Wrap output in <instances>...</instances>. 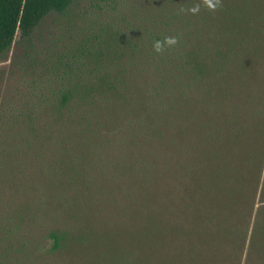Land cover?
<instances>
[{
  "label": "trees",
  "instance_id": "obj_1",
  "mask_svg": "<svg viewBox=\"0 0 264 264\" xmlns=\"http://www.w3.org/2000/svg\"><path fill=\"white\" fill-rule=\"evenodd\" d=\"M74 1L0 0V264H264V0L40 48Z\"/></svg>",
  "mask_w": 264,
  "mask_h": 264
},
{
  "label": "rangeland",
  "instance_id": "obj_2",
  "mask_svg": "<svg viewBox=\"0 0 264 264\" xmlns=\"http://www.w3.org/2000/svg\"><path fill=\"white\" fill-rule=\"evenodd\" d=\"M164 0H75L66 13L48 16L34 35L35 43L40 47H52L53 40L60 38L68 24H74V20L84 23L96 21L99 25L111 28L124 29L130 25L144 21L145 15ZM17 35L12 47L0 56V86L4 87L11 82L13 75L14 57L22 50V44L18 42ZM15 79H20L15 75ZM14 79V80H15Z\"/></svg>",
  "mask_w": 264,
  "mask_h": 264
},
{
  "label": "clouds",
  "instance_id": "obj_3",
  "mask_svg": "<svg viewBox=\"0 0 264 264\" xmlns=\"http://www.w3.org/2000/svg\"><path fill=\"white\" fill-rule=\"evenodd\" d=\"M204 6L208 9L215 10L220 6V0H203ZM201 5L199 3L193 4L192 6L185 8H180L179 11L181 13H191L197 14L200 11ZM177 43L176 36H165L162 40L156 39L153 42V48L156 52H162L166 47L173 46Z\"/></svg>",
  "mask_w": 264,
  "mask_h": 264
}]
</instances>
